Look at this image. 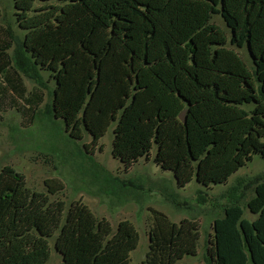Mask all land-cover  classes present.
Returning a JSON list of instances; mask_svg holds the SVG:
<instances>
[{"label":"trees","instance_id":"obj_1","mask_svg":"<svg viewBox=\"0 0 264 264\" xmlns=\"http://www.w3.org/2000/svg\"><path fill=\"white\" fill-rule=\"evenodd\" d=\"M216 1L13 0L25 34L17 41L0 27L6 37L0 35V94L11 93L15 102L22 72L49 89L46 71L55 83L49 112L71 138L81 140L87 131L86 149L93 151L117 122L112 154L126 169L149 159L156 146L155 163L172 171L178 186L193 178L205 187L225 183L253 155L264 157V103L251 116L240 108L264 101V93L212 22ZM218 3L233 25V42L245 35L249 57L264 68V0ZM45 185L46 193L34 191L14 167L0 171V264H46L54 236L59 264H131L140 234L130 221L114 232L80 201L65 215L64 202L50 198L64 190L63 182ZM247 208L255 219L235 203L214 220L207 264H264V182ZM151 212L144 264H180L197 254L198 221L176 223Z\"/></svg>","mask_w":264,"mask_h":264},{"label":"rangeland","instance_id":"obj_2","mask_svg":"<svg viewBox=\"0 0 264 264\" xmlns=\"http://www.w3.org/2000/svg\"><path fill=\"white\" fill-rule=\"evenodd\" d=\"M15 13L13 0H0V27L11 29L18 41L23 39L25 32L19 27ZM212 22L224 29L228 36L227 46L245 60L264 93V68L249 57L245 35L238 43L233 42V25L222 13L218 0L213 4ZM0 35L6 38L1 29ZM17 41L8 51L10 55H13ZM41 76L49 89L40 87L22 72L21 95L16 96L15 102L10 98L11 93L0 94V171L6 165L12 166L26 176L30 189L45 193L47 179L62 181L64 190L50 198L64 202L65 215L72 203L80 201L98 219L106 218L114 232L121 221H130L140 234L139 245L131 253V264H144L149 251V230L153 223L151 209L163 212L172 222L179 223L188 218L200 224L197 254L186 255L180 264H207L213 223L223 216L226 206L237 203L243 207L245 218H256L249 212L247 203L253 197L256 185L264 182V157L261 155H253V159L227 182L210 187L203 186L195 178L184 187L178 186L173 172L163 170L155 163L156 146L149 159L141 157L126 169L112 154L117 122L111 123L93 151L86 149L92 136L84 131L83 139L71 138L64 121L49 112L55 83L48 72L42 71ZM262 103L264 101H249L240 108L246 116H251ZM55 238L50 239L51 257L46 264L62 261L61 254L54 248ZM248 264L252 262L249 260Z\"/></svg>","mask_w":264,"mask_h":264},{"label":"water","instance_id":"obj_3","mask_svg":"<svg viewBox=\"0 0 264 264\" xmlns=\"http://www.w3.org/2000/svg\"><path fill=\"white\" fill-rule=\"evenodd\" d=\"M181 118L185 121L184 115H181Z\"/></svg>","mask_w":264,"mask_h":264},{"label":"crops","instance_id":"obj_4","mask_svg":"<svg viewBox=\"0 0 264 264\" xmlns=\"http://www.w3.org/2000/svg\"><path fill=\"white\" fill-rule=\"evenodd\" d=\"M3 27H5V26H3Z\"/></svg>","mask_w":264,"mask_h":264}]
</instances>
